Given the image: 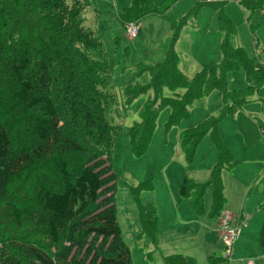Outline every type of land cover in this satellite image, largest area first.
I'll return each mask as SVG.
<instances>
[{
  "label": "rangeland",
  "instance_id": "obj_1",
  "mask_svg": "<svg viewBox=\"0 0 264 264\" xmlns=\"http://www.w3.org/2000/svg\"><path fill=\"white\" fill-rule=\"evenodd\" d=\"M82 1L86 25L102 38L114 65L116 104L107 113V119L118 129L112 161L109 150L89 146L78 159L71 160L72 165L80 162L82 167H93L105 181L99 202L91 207L90 212L115 199L121 239L129 245L134 264H162V256L171 255L189 257L195 264H242L249 261L264 264V83L248 80L240 59H235L238 68L225 70V80L230 83L226 93L211 87L199 89L206 75L198 78L196 86L191 83L197 77L196 72L211 64L217 70L209 73L208 81L215 83V76L221 75L224 31L219 11L210 6L198 9L194 0H178L160 14H146L138 19L136 15L127 14V18H136L133 20L139 21L141 26L139 37L129 40L118 15L135 0ZM202 1L224 6L226 16L234 24L231 38L235 46L242 47L249 57L264 64V4L252 14L240 4L261 0ZM42 11L36 0H0V121L11 129L16 150L31 141L28 120L32 111L17 100L15 78L8 61L26 47L34 56H40L42 40L55 47L60 46L57 41L62 40L69 50L67 60L78 59L73 34L67 33L61 39L62 36L45 23ZM182 21H185L182 30L174 39L176 27ZM170 51L179 56L178 78L171 75L175 78L173 82L159 84L156 91L151 87L153 71L158 63L165 61ZM74 62L79 64L77 74L81 76L83 66L77 60ZM107 69L109 77V67ZM219 84L225 83L219 80ZM234 89L243 93L254 90L241 108L227 112L218 124V141L230 150L234 162L221 170L224 211L233 214L244 211L246 215L235 248L231 256L226 257L216 229L217 218L212 215L211 178L218 161L215 131H208L199 140L197 132L202 130L199 127L202 122L212 116L217 118L238 99ZM189 91L192 97L199 95L192 103L187 102L188 117L170 123L171 103L177 104L188 96ZM154 104L158 115L153 135L145 151L138 155L131 144L130 130L141 124L144 110L154 113L150 109ZM193 148L190 156L188 150ZM114 171L116 178L112 179ZM51 173L57 175L46 162H35L23 180L9 182L6 196H3L6 191L0 192L1 240L6 243L28 241L24 237L33 232V223L28 217H23L20 224L9 217L8 201L17 203L21 210L34 207L36 199L31 196L32 186L38 175L49 177ZM184 176L190 185L203 187V201L198 208L194 207L190 197L184 198L180 194ZM153 209L157 226L155 233L149 234L143 221ZM29 237L34 239V236ZM110 243L111 239L105 242L95 236L85 237L80 229L73 231L72 241L68 238L62 245L67 247L64 251V256L68 255L67 262H71L73 258H82L86 251L91 255L105 251ZM8 252L23 264H37L29 251L8 248Z\"/></svg>",
  "mask_w": 264,
  "mask_h": 264
},
{
  "label": "trees",
  "instance_id": "obj_2",
  "mask_svg": "<svg viewBox=\"0 0 264 264\" xmlns=\"http://www.w3.org/2000/svg\"><path fill=\"white\" fill-rule=\"evenodd\" d=\"M177 1L162 0L156 3L155 0H135L131 5L121 9L118 17L125 30L129 22L140 24L139 21L133 20L136 18H127V14L136 15L137 19L146 14H160ZM36 2L43 9L42 17L45 23H49L62 36L61 39L67 33L73 34L78 59L67 60L66 52L68 53L69 50L62 40L57 41L60 45L57 47L42 40L40 56H34L26 47L24 51L15 53L8 61L15 78L17 100L32 111L28 120L31 141L26 147L16 150L11 129L0 121V192L6 191L3 195L6 196L9 182L23 180L26 171L35 162H46L57 175L51 173L49 177L37 176L31 190V196L35 197L36 202L29 210H21L17 203L8 201L9 217L15 218L19 224L23 217H28L34 226L29 236H34L32 237L34 239L25 236L28 241L20 243L13 240L6 243L0 237V264H23L22 260L10 255L8 248L29 251L37 264H134L129 245L123 238L121 239L122 229L117 218L115 199L113 201L110 199L100 209L90 212L91 207L99 202L105 184L101 174L91 166L82 167L80 162L71 164L73 158L78 159L80 154L86 152V146L96 150H109V158L112 161L111 155L118 129L107 119V113L116 104L113 90L114 65L104 48L102 38L92 27L86 25L85 5L82 0H36ZM240 4L252 14L264 4V0L254 3L242 1ZM194 5L198 9L202 6H210L219 11L224 36L221 45L223 58L220 77L215 76L217 78L215 83L208 81L209 73L217 70L216 66L211 64L196 72L197 77L191 83L196 86L198 78L202 79L206 75V80L199 85V89L211 87L226 93L230 83L225 80V70L238 66L235 59L241 60L248 80L264 83V64L249 57L242 47L235 46L232 41L234 24L226 16L224 6L205 4L202 0H194ZM184 22L176 27L178 30L174 39L178 37ZM74 60L81 62L83 66L84 71L81 76L77 74L79 64ZM178 62V54L170 51L165 61L158 63L153 71L151 87L153 86L157 91L159 84L172 83L176 78L175 75L178 78ZM107 67H109V77ZM219 80H223L225 84H219ZM253 90L251 89V92ZM234 91L238 99L222 110L217 118L212 116L202 122L199 125L202 130L197 132L199 140L208 131H215L218 161L211 178L212 215L215 216L223 211L225 203L221 170L225 165H234L230 150L222 147L218 141V124L227 112L241 108L246 97L251 96L249 94L251 92L243 93L236 89ZM189 92L188 96L177 104L171 103L173 114L170 123L188 117L187 102L192 103L199 95L192 97V92ZM150 109L154 113L144 110L141 124L135 125L130 130L131 144L138 155L145 151L153 135L158 108L154 104ZM189 139L194 141L193 137ZM186 140L187 138L184 139ZM188 151L192 156L194 148ZM111 178H116L115 171ZM180 194L184 198L190 197L195 208L201 206L203 187L199 184L190 185L185 176L180 185ZM156 226V211L153 209L147 218H144L143 227L149 234H154ZM80 229L85 237L95 236L105 242L111 239V243L105 251H98L92 255L86 254L88 252L86 251V256L84 254L82 258H73L71 262H67L68 255L64 256L67 247L62 243L68 238L72 241L73 231ZM262 236L264 237V225ZM163 262L164 264H195L193 259L179 255L163 256Z\"/></svg>",
  "mask_w": 264,
  "mask_h": 264
},
{
  "label": "built area",
  "instance_id": "obj_3",
  "mask_svg": "<svg viewBox=\"0 0 264 264\" xmlns=\"http://www.w3.org/2000/svg\"><path fill=\"white\" fill-rule=\"evenodd\" d=\"M140 32L138 22H129L125 26V34L129 40H134ZM246 218L244 212L233 214L227 211H221L217 217L216 229L221 237L225 247V256L230 257L235 248V243L241 235L243 222ZM242 264H255L253 261L243 262Z\"/></svg>",
  "mask_w": 264,
  "mask_h": 264
},
{
  "label": "crops",
  "instance_id": "obj_4",
  "mask_svg": "<svg viewBox=\"0 0 264 264\" xmlns=\"http://www.w3.org/2000/svg\"><path fill=\"white\" fill-rule=\"evenodd\" d=\"M155 1H157V0H155ZM162 0H158V2H161ZM187 198V197H186ZM223 210H225V208L223 209ZM241 212H244V211H241ZM245 213V212H244ZM218 216H216V218H217ZM263 228V227H262ZM218 232V231H217ZM219 234V233H218ZM222 241V240H221ZM236 244V243H235ZM163 260V256H162V259H161V262H162V264H164V262L162 261ZM256 264V263H255Z\"/></svg>",
  "mask_w": 264,
  "mask_h": 264
}]
</instances>
